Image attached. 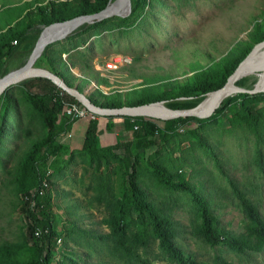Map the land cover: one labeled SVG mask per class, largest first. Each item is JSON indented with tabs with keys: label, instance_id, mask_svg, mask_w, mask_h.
<instances>
[{
	"label": "rangeland",
	"instance_id": "1",
	"mask_svg": "<svg viewBox=\"0 0 264 264\" xmlns=\"http://www.w3.org/2000/svg\"><path fill=\"white\" fill-rule=\"evenodd\" d=\"M35 3L0 0V16H23L37 10ZM261 22L264 0H148L137 17L128 21L113 17L86 32L73 35L74 31L44 52L55 62H67L64 74L86 88L87 94L98 97L102 93L109 100L134 103L133 93L140 96L152 86L163 92L191 76L194 62L206 67L211 59L219 60L237 48L240 56H248L258 45L250 42V34ZM3 26L0 21V29ZM259 54H264V48ZM114 57L127 62L116 70L96 68ZM27 58L15 61L20 66L17 69ZM40 67L48 68L45 61ZM55 69L60 71L57 63ZM157 80L163 81L151 84ZM7 94L14 111L6 114L0 102V244L9 242L26 249L27 226L16 179L34 143L47 137L48 129L22 86L10 88ZM242 94H233L224 112L213 116L215 111L195 126L171 130L170 137L149 150L133 149V174L142 202L153 206L172 246L199 264H264V248L238 253L226 244L211 246L197 238L194 229L202 219L193 196L170 188L153 165L167 170L174 181L185 173V181L205 197L220 229L235 235L243 232L247 205L256 207L264 219V88L249 97ZM250 103L257 108L253 118L243 109ZM98 119L99 152L88 153L83 145L90 120L62 112L59 136L49 147L47 163L40 166L55 206L57 243L52 264H179L163 248L150 217L136 211L128 199L123 155L107 153L113 145L134 143L130 121L123 116ZM123 203L128 213L129 255L118 252L111 237L110 223L119 217Z\"/></svg>",
	"mask_w": 264,
	"mask_h": 264
},
{
	"label": "trees",
	"instance_id": "2",
	"mask_svg": "<svg viewBox=\"0 0 264 264\" xmlns=\"http://www.w3.org/2000/svg\"><path fill=\"white\" fill-rule=\"evenodd\" d=\"M115 0H69L66 2H50L45 7L38 6L37 10H32L23 16H13V13H5L0 16L3 27L0 29V79L8 73L17 69L15 61L22 56L28 57L33 51L42 29L60 22H65L83 15H90L103 11L110 2ZM132 11L129 17L121 18L128 21L137 17L147 5L148 0H131ZM28 6V5H27ZM115 18V17H114ZM9 19V20H8ZM112 18L94 23H86L78 28L73 35L86 32L96 26L103 25ZM72 35V36H73ZM250 42L254 45L264 42V23H257L255 31L250 34ZM251 43H247L251 45ZM33 44V46H31ZM35 44V45H34ZM252 47V45L250 46ZM47 49V48H46ZM45 49V50H46ZM44 50V51H45ZM249 52V50H248ZM246 54L240 56V49H233L226 56L219 60L211 59V63L204 67L201 63L191 65L192 75L185 78L177 85L158 92L155 86L140 96H134V103L109 100L107 96L93 93L87 94L86 88L76 85L75 81H70L64 74L67 62L60 59L54 61L47 53L43 52L37 60V67L45 61L50 71L59 75L70 87H76L80 92L88 95L89 99L96 105L107 108H120L123 106L148 105L161 102L166 108L187 109L196 108L209 95L222 88L230 75L236 70L238 65L245 59ZM207 60V56L205 57ZM55 63L60 66V71L55 69ZM22 66V65H21ZM62 70V71H61ZM84 73V72H83ZM96 74H90L92 77ZM95 77V76H94ZM77 78V77H75ZM79 79V78H77ZM104 80V78H102ZM106 80V79H105ZM258 77L249 75L238 80L236 84L246 90L243 97H249L250 90H253L258 83ZM157 80L151 84L162 82ZM74 82V83H73ZM146 84V83H145ZM23 87L26 99L40 113L48 135L39 142L34 143L33 149L22 162L16 179L18 192L22 195L21 210L27 226V248L23 246L5 242L0 244V264H52L51 256L56 249L57 234L54 229L55 206L53 202V192L49 187V182L45 179L40 166L47 163L50 153L49 147L55 143L59 136L57 132L59 115L63 112L66 103L82 105L76 97L68 94L52 81L46 78H30L19 84ZM62 94V95H61ZM119 97V96H118ZM234 100L227 97L213 116L224 112L229 104ZM1 106L4 107L6 114L13 110V101L7 92L0 97ZM248 117H254L256 113L255 103L247 104L243 107ZM130 121V126L134 132V143L123 142L113 145L107 153L120 157L123 155V166L125 185L127 188L128 199L134 202V208L140 213L147 214L154 224L156 236L160 239L163 248L168 251L179 264H199L187 258L178 248L172 246L166 232L158 221V217L151 204L143 203L141 192L137 186L134 169L133 149L145 151L157 145L158 141H163L170 137V131L180 127H192L201 122L202 119L196 117L180 118L174 120H158L148 117H123ZM99 119L90 120L83 149L88 153L99 152L97 139L100 134ZM191 130V129H190ZM162 132V135H159ZM2 131L0 129V140ZM117 152V153H114ZM106 152V151H101ZM155 172L162 181L173 189H182L189 192L197 208L199 209L202 222L197 224L194 235L210 244L217 246L226 244L238 253L248 251H261L264 248V219L260 211L247 205L245 214L247 222L243 232L235 235L229 230L220 229L216 220L211 215L208 203L203 195L198 193L193 186L185 181V173H180V179L173 180L172 174L158 165H153ZM128 213L126 204L123 203L119 210V217L110 223L112 228V241L118 252L121 250L132 254L130 247H127ZM217 264H230L218 262Z\"/></svg>",
	"mask_w": 264,
	"mask_h": 264
},
{
	"label": "water",
	"instance_id": "3",
	"mask_svg": "<svg viewBox=\"0 0 264 264\" xmlns=\"http://www.w3.org/2000/svg\"><path fill=\"white\" fill-rule=\"evenodd\" d=\"M117 1H124V6L120 9L112 10L111 7ZM132 1L131 0H115L103 10L90 15H83L74 19L55 23L46 27L39 35L38 41L26 59L25 64L14 71H11L6 76L0 79V97L7 92L10 88L19 85L23 81L30 78H46L52 81L57 87L67 92L68 94L77 98V100L90 112L100 116H123V117H148L163 121L196 117L199 119H206L213 115V113L220 107L223 101L232 96L235 93H244L246 90L240 88L236 82L243 77L253 75L259 78L260 74L264 73V54H259V50L264 48V42L258 44L256 49L252 51L245 59L238 65L236 70L230 75L226 84L214 92L212 96L206 101L211 100L210 104L205 107L204 102L202 105L196 108L187 109H170L166 108L163 104H148V105H135V106H123L120 108H107L94 104L86 95L79 91L76 87H70L63 78L53 73L47 68L35 66L36 61L42 55L44 50L58 42L67 38L71 33L76 31L78 28L86 23H94L95 21H102L113 17L126 18L131 14ZM61 26L59 33L53 36H44V33L48 29ZM256 56L258 59L263 60L258 62L251 61ZM259 80L253 90L248 91L249 93L256 94L259 90Z\"/></svg>",
	"mask_w": 264,
	"mask_h": 264
},
{
	"label": "built area",
	"instance_id": "4",
	"mask_svg": "<svg viewBox=\"0 0 264 264\" xmlns=\"http://www.w3.org/2000/svg\"><path fill=\"white\" fill-rule=\"evenodd\" d=\"M34 1L36 2L35 6H43V5H46V4L50 3V2H66V1H69V0H34ZM126 62L127 61L124 60L121 57H114L107 64H105L104 67H101L100 65H97L96 68L100 72L116 70V69H118L121 65H123ZM63 112L66 115H68L70 117L77 118V119H89V120L98 119V115L90 112L83 105L66 103Z\"/></svg>",
	"mask_w": 264,
	"mask_h": 264
},
{
	"label": "bare ground",
	"instance_id": "5",
	"mask_svg": "<svg viewBox=\"0 0 264 264\" xmlns=\"http://www.w3.org/2000/svg\"><path fill=\"white\" fill-rule=\"evenodd\" d=\"M123 6H124V1H117L114 5H112L111 9L112 10H116V9H120ZM60 28H61V26H57V27H54L52 29H48L44 33V36H53V35L59 33ZM256 58L257 57L254 56L251 61H253L255 63L258 62L256 60ZM258 87H259V90L260 91H262L263 88H264V73L259 75V85H258ZM210 102H211V100H209L208 102H206L204 106L207 107L210 104Z\"/></svg>",
	"mask_w": 264,
	"mask_h": 264
},
{
	"label": "crops",
	"instance_id": "6",
	"mask_svg": "<svg viewBox=\"0 0 264 264\" xmlns=\"http://www.w3.org/2000/svg\"><path fill=\"white\" fill-rule=\"evenodd\" d=\"M100 122V121H99Z\"/></svg>",
	"mask_w": 264,
	"mask_h": 264
}]
</instances>
